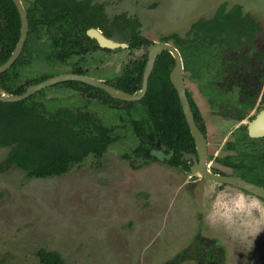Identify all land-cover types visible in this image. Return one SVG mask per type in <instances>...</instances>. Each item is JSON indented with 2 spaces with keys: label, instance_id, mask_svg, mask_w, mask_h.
<instances>
[{
  "label": "rangeland",
  "instance_id": "374dc122",
  "mask_svg": "<svg viewBox=\"0 0 264 264\" xmlns=\"http://www.w3.org/2000/svg\"><path fill=\"white\" fill-rule=\"evenodd\" d=\"M91 1L101 2L109 19L119 12L136 16L140 35L170 41L178 48L191 43L193 34L189 28L193 20L212 16L223 1L227 7L239 3L242 12L250 14L261 26L254 45L244 48L246 54L253 56L264 38V0ZM22 2L27 5L29 0ZM246 8L251 10L245 11ZM47 38L44 33L39 40ZM111 38L127 42L121 24L116 25ZM144 52L145 47L133 51L127 47L99 48L74 55L65 63L35 57L21 67L20 81L75 67L89 75L113 80L126 62ZM221 52L215 54L216 61L202 62L193 56L184 68V77L204 116L209 168L230 174L232 168L219 159L236 153L237 148H230L227 142L236 134L233 129L237 120L219 116L205 106L208 99L200 91L204 77L219 79L211 70L216 69L219 55L227 50ZM236 54L230 52L232 56ZM78 93L66 85H50L34 98L41 97L49 110L64 105L88 111L110 126L118 139L101 155L89 153L67 171L46 177H29L23 169L3 164L10 146H0V264H41L36 254L39 248L58 252L63 264H173L174 258L200 237L212 240L216 249L215 262L203 256L207 264H264V232L250 237L251 243L232 240L210 228L201 211L205 207L202 190L207 184L257 195L229 183L189 174L166 160L133 153L138 138L126 106L113 108L98 98L88 99L87 106H74L85 102ZM226 93H233L235 100L240 96L235 87L222 91L223 96ZM130 108L133 115H142L139 102ZM243 120L242 124L247 121ZM177 264L200 263L186 256Z\"/></svg>",
  "mask_w": 264,
  "mask_h": 264
},
{
  "label": "trees",
  "instance_id": "16d2710c",
  "mask_svg": "<svg viewBox=\"0 0 264 264\" xmlns=\"http://www.w3.org/2000/svg\"><path fill=\"white\" fill-rule=\"evenodd\" d=\"M241 8L239 3L227 7V2L223 1L211 17H199L191 23L189 32L193 34L192 41L179 48L185 68L189 66L193 56L197 60L208 61L207 56L213 55L215 49H221L222 47L215 46V40L227 42L228 48L233 47L230 45L231 41L238 43L242 37L248 43L252 42L251 37L260 28V23L250 14H243ZM26 9L29 29L22 51L11 66L0 73V86L12 93L24 90L22 85L16 84V80L21 67L30 64L35 57L46 62L63 63L74 55H84L95 49L110 50L101 47L95 38L87 34L86 30L91 26H99L107 37H111L116 25L121 24L130 49L147 45L151 41L137 32L136 27L140 25V21L136 16L119 12L109 19L101 2L30 0ZM19 33L20 17L14 2L0 0V63L10 55ZM44 33L48 38L39 40ZM145 61L144 56L127 63L113 82L114 85L128 92L139 90ZM173 64L174 57L167 49L157 55L149 75L147 90L137 100L141 104L142 115L135 116L130 111V121L138 138V144L132 149L133 153L153 158L150 149L164 145L166 149L172 147L175 152L173 159L168 161L178 164L180 149L186 148V145L182 146V142L190 141L193 144V138L177 91L169 78ZM75 71L81 72L78 68ZM49 74L45 73L40 78ZM61 83L71 87L83 84L93 87L80 80ZM97 91L114 105L120 101L107 95L103 89L98 88ZM38 93L39 91L21 100H0V146H10L3 164L19 167L29 177L59 175L89 153L101 155L112 141L118 139V134L113 133L110 126L87 111L75 112L63 106L46 109L41 97L34 98ZM189 99L196 112L192 99ZM262 101L264 102V93ZM243 138L241 143L228 141L227 146L237 148L236 153L225 155L219 161L230 166L232 173L264 186V136L250 137L244 132ZM123 156L127 157L128 154L123 153ZM36 254L41 264H63L62 257L56 251L39 248ZM204 254L208 255L207 258L216 254L215 247H208Z\"/></svg>",
  "mask_w": 264,
  "mask_h": 264
},
{
  "label": "flooded vegetation",
  "instance_id": "af4514ba",
  "mask_svg": "<svg viewBox=\"0 0 264 264\" xmlns=\"http://www.w3.org/2000/svg\"><path fill=\"white\" fill-rule=\"evenodd\" d=\"M28 4H29V2L27 3V5ZM27 5L24 4L25 8H26ZM26 11H27V9H26ZM27 17H28V15H27ZM204 18H209V17H204ZM94 27H96V26H94ZM28 29H29V22H28ZM260 29H261V26L252 35V37H251L252 42L251 43H248V41H246L244 39L245 37H242L240 39V41L238 42L239 44L236 43L235 40L230 42V45L233 46L232 48H228L226 46V44H228V43L225 42V41H218L217 42L215 40V46H218V47L220 46L222 48L221 49H219V48L215 49L213 55H209V56L206 57L210 61H212V60L216 61V55H215L216 53H219V51L221 52V50H227V52H228V54H226L227 52H225L223 55H219V57H218L219 60L217 61L218 64L216 66V69L215 70H211L215 76L219 77V79L217 80V79L212 78V77L211 78L204 77L205 79L203 80V85L201 86L200 91L207 96V99H208L207 104L208 105L206 104L205 106H210V109H214V111L217 112V114L219 116H222V117L226 116V117H230V118H232L234 120H237V122L234 125V129H233L236 132V134L234 135V137L232 139V142L237 141V143H241V141H243V139L245 138V137L243 138L244 132H246V134L248 136H250L248 134V132H247V123L252 117L255 116V114L261 108L264 107V102L262 101V95L264 93V54H262L263 49H264V38H263L261 44L258 45L256 47V49L254 50L255 52H254L253 56H250V55L246 54V52L244 51L245 47H250V46L254 45L255 34ZM27 34H28V32H27ZM109 38H111V37H109ZM152 41H155V40H151L150 42H152ZM160 41H162V40H160ZM163 41H166V40H163ZM121 43H126V45L125 46H118V47H127L131 51H133L135 49H138V48H141V47H145L146 48V46L149 44L148 43L147 45H144V46H141V47H138V48H135V49H130L128 47V42H121ZM101 47H105V46H101ZM106 48H109V47H106ZM114 48H116V47H114ZM179 48H180V46H179ZM179 51H180V49H179ZM230 52L231 53L237 52V54L232 56V55H230ZM221 53H223V52H221ZM144 56L146 57V60H147L146 49H145L144 54H142V56H140L138 58H142ZM70 58H72V57H70ZM135 59H137V58H132L131 60L126 62L124 64L123 68L121 69L120 73L113 80L98 78V77H95V76H93V77L98 78V79H100L102 81H105L107 83H110V84L114 85L113 82H115V80L118 78V76L122 73V71L125 68L126 64L127 63H131V61L135 60ZM182 60H183V58H182ZM200 60H202L203 62H209V61H205L203 59H200ZM59 63H62V62H59ZM63 63H65V62H63ZM145 63H146V61H145ZM183 67L185 68L184 60H183ZM77 68L78 67H75L72 70H65V71L77 72V71H75V69H77ZM143 69H144V67H143ZM80 71L81 72H78V73L87 74L85 72H82L81 69H80ZM59 72H64V71H59ZM59 72H48V73H50L49 75H46L43 78H40V77H42L45 74L44 73V74H41L39 76H34L33 78H30V79L25 80L23 82L20 81V74H19L18 77H17V80H16V84L17 85H22L24 87V90H25L27 85H29L31 83L38 82L40 80H43L46 77L54 75V74L59 73ZM142 73H143V71H142ZM87 75H89V74H87ZM89 76H92V75H89ZM36 78L37 79L39 78V79L37 81H31V79H36ZM68 80H77V79H68ZM63 81H67V80H63ZM63 81L56 82V83H53V84H50V85H65V84L61 83ZM80 81H82V80H80ZM141 82H142V77H141ZM84 83H86V82H84ZM86 84H89V83H86ZM50 85H47V86H50ZM89 85H92V84H89ZM47 86H45V87H43V88H41V89L31 93V94H34V93H36L38 91L42 92V90L45 89ZM66 86L69 87L72 91H75L76 93L79 92L78 95H81V96H83L85 98V102H81L80 104H75L74 106H79V105L87 106L88 99L98 98L104 104H106L108 106H118V107L119 106L120 107L121 106H123V107L126 106L127 113H129L130 117H131V112L132 111H131V108H129L130 109L129 110L127 106H131L135 102H137V100H139V99H137V100H124V99L117 98L120 101H118L114 105L110 100L105 99L104 97H102L101 95L98 94L97 89L99 87H97L95 85H92L94 88L93 87H86V85H84V84L80 85L78 87H71L69 85H66ZM114 86H116V85H114ZM204 86H206V87H204ZM230 87L237 88V90H238V92L240 94V96L238 97V100L234 99L233 93L232 94L226 93L224 96L222 95V91L223 90H227ZM100 89H102V88H100ZM186 89H187L188 96L192 99L191 94H190L187 86H186ZM136 91H138V90H136ZM31 94H29V95H31ZM29 95H27V96H29ZM112 98H114V97H112ZM125 101H131L132 103L126 104ZM192 101H193L194 106L196 108V112L193 111L194 119H195L198 127L205 134L206 139H207V154H206V159H207V155H208V138H207V132H206L204 116L201 114L200 109H199L198 105L196 104V102L193 99H192ZM84 104H86V105H84ZM43 106H45V104H43ZM59 106H64V105H59ZM191 107H192V105H191ZM66 108H68V107H66ZM114 108H117V107H114ZM69 109H71L72 111H75V112L79 111V110H74L72 108H69ZM192 110H193V108H192ZM82 111H85V110H82ZM244 118H246L247 121L244 122V124H242L243 121H244L243 120ZM250 137H253V136H250ZM258 137H260V136H258ZM192 138H193V136H192ZM228 141H231V140H228ZM183 145H186V148H181L180 149V153L181 154L178 157V160H179L178 164H173V163H170L168 161V160L173 159V157H174V153L175 152H174V149L172 147L166 149V147L164 145H161V147H159V148L163 149V151L165 153H168L169 151L172 150V154L170 155V157L169 158H165L164 160H166L169 164H172V165L179 166V167L183 168L185 171H188L189 174H190L191 165L194 164V159H193L192 156L187 157L184 154L185 153H189V154L193 153L195 155V157H196L197 162H198L199 161V153H198V151L196 149V144H195L194 138H193V144L190 141H188L186 143L182 142V146ZM152 148H156V147H152ZM92 154H94V153H92ZM94 155H97V154H94ZM140 156L141 157H147L144 154H141ZM153 156H154L153 158H157L155 155H153ZM148 158H151V157H148ZM157 159H159V158H157ZM159 160H161V159H159ZM164 160H162V161H164ZM207 163H208V160H207ZM186 165H187V167H186ZM208 166H209V163H208ZM216 172L224 173V171H221V170H217ZM230 174H235V173H230ZM208 241H209L208 239H204V238L201 239V237L196 239L195 242H194L195 244L192 242V244H191V246L189 248H186L185 250L180 252L179 255H177L176 258H174L173 264H177L178 260H180L181 258L186 257V256H191V257L196 258L199 261L200 264L201 263L203 264L204 262H205V264L208 263V261L203 260L204 258L205 259H211V262H215L214 259L216 257V254H213L212 256L210 255L208 258L206 257L208 255L204 254L206 252V250L208 249V247L214 246L212 240L209 241V242ZM193 244H194V246H193ZM203 256H204V258H203Z\"/></svg>",
  "mask_w": 264,
  "mask_h": 264
},
{
  "label": "water",
  "instance_id": "95a60500",
  "mask_svg": "<svg viewBox=\"0 0 264 264\" xmlns=\"http://www.w3.org/2000/svg\"><path fill=\"white\" fill-rule=\"evenodd\" d=\"M16 6V9L20 17V33L16 41L14 48L12 49L8 58L0 63V72L8 69L10 65L19 56L24 41L28 32V17L26 8L22 0H12ZM87 34L95 38L100 46H105L109 48H114L118 46H125L126 43L118 42L112 38L107 37L101 29L98 27L91 26L86 30ZM147 60L144 65L142 73L141 87L138 91L128 92L124 89L116 87L110 83L102 81L93 76H89L84 73L64 71L59 72L54 75L48 76L43 80L27 85L25 90L21 93H11L5 88L0 87V100L3 101H15L25 98L27 95L56 82H60L68 79L82 80L86 83L95 85L102 88L108 95L114 98L124 99V100H137L140 99L146 92L148 86V79L151 70L154 66L155 58L158 53L167 49L174 57V64L170 69L169 78L175 87L178 98L182 107V111L186 122L188 124L191 135L194 138L196 149L199 153V161L197 162L196 157L193 153H185L184 155L189 157L192 156L194 159V164L191 165L190 174H198L202 177H206L215 181L229 183L235 185L247 192L253 193L264 199V186L248 180L237 174L219 173L212 171L207 163V139L203 131L198 127L191 107V102L187 94L186 83L184 78V67L183 60L179 49L169 41L155 40L150 42L146 46ZM247 132L250 136L258 137L264 135V107L261 108L254 117H252L247 123ZM150 154L155 155L157 158L164 160L169 158L172 154V150L165 153L161 148L150 149Z\"/></svg>",
  "mask_w": 264,
  "mask_h": 264
},
{
  "label": "clouds",
  "instance_id": "9594fccd",
  "mask_svg": "<svg viewBox=\"0 0 264 264\" xmlns=\"http://www.w3.org/2000/svg\"><path fill=\"white\" fill-rule=\"evenodd\" d=\"M202 199L204 222L232 240L251 243L250 237L264 232V199L215 183L203 187Z\"/></svg>",
  "mask_w": 264,
  "mask_h": 264
},
{
  "label": "crops",
  "instance_id": "0c3cea01",
  "mask_svg": "<svg viewBox=\"0 0 264 264\" xmlns=\"http://www.w3.org/2000/svg\"><path fill=\"white\" fill-rule=\"evenodd\" d=\"M196 20V19H195ZM194 21V20H193Z\"/></svg>",
  "mask_w": 264,
  "mask_h": 264
}]
</instances>
